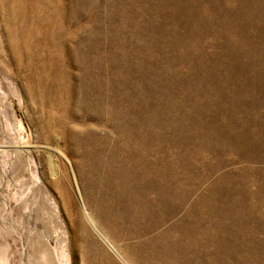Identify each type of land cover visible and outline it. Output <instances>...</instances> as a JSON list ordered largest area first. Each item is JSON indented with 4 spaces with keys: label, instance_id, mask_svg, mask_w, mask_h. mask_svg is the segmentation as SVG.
I'll return each instance as SVG.
<instances>
[{
    "label": "rangeland",
    "instance_id": "rangeland-1",
    "mask_svg": "<svg viewBox=\"0 0 264 264\" xmlns=\"http://www.w3.org/2000/svg\"><path fill=\"white\" fill-rule=\"evenodd\" d=\"M0 264H264V0H0Z\"/></svg>",
    "mask_w": 264,
    "mask_h": 264
}]
</instances>
